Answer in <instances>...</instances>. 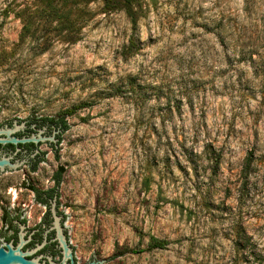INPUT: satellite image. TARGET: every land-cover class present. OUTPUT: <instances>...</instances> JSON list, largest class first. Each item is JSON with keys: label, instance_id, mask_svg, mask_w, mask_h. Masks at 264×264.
Instances as JSON below:
<instances>
[{"label": "rangeland", "instance_id": "rangeland-1", "mask_svg": "<svg viewBox=\"0 0 264 264\" xmlns=\"http://www.w3.org/2000/svg\"><path fill=\"white\" fill-rule=\"evenodd\" d=\"M35 1L0 0V130L72 114L37 155L0 150L17 165L0 168L2 245L29 241L31 189L61 171L50 227L75 264H264V0H142L134 26L97 2L74 44L55 24L21 38ZM4 213L25 221L16 246Z\"/></svg>", "mask_w": 264, "mask_h": 264}, {"label": "trees", "instance_id": "trees-1", "mask_svg": "<svg viewBox=\"0 0 264 264\" xmlns=\"http://www.w3.org/2000/svg\"><path fill=\"white\" fill-rule=\"evenodd\" d=\"M99 2L101 4L102 13H112V12H123L129 22L134 26L137 22L139 12L142 10V0H36L29 7H25L23 10L19 11L18 16L21 19L22 34L21 38L25 39L32 30H36L39 24L53 25L57 30H59V35L63 36L64 42L69 44H74L79 41V34L83 27L93 18V12L90 9V5ZM72 114V111L64 113L61 118H41V119H31L27 124L28 132L33 133L34 129L30 128L34 126L35 129H40L47 125L48 129L51 131L59 129L60 132L67 130V124L65 121V116ZM16 137L20 138L21 133L15 134ZM25 145V144H24ZM32 147L37 148L34 144H29ZM22 147L23 144L17 145V147ZM28 146V145H26ZM11 144L4 146L0 145V150L6 152H12L17 148ZM41 159H37L30 164L31 172H35ZM245 169H251L250 163H248ZM61 171L54 175V188L47 191H41L38 189H31L35 194L36 200L45 204L43 197L48 194L50 197L53 195L58 198L57 191L61 182ZM249 173L244 171L243 178L247 180ZM17 222V221H15ZM14 222V223H15ZM5 224L11 225V220L4 221ZM17 224H20L17 222ZM24 224V222H23ZM168 243L164 240H159L156 238H150L148 250H163L166 248Z\"/></svg>", "mask_w": 264, "mask_h": 264}, {"label": "flooded vegetation", "instance_id": "flooded-vegetation-1", "mask_svg": "<svg viewBox=\"0 0 264 264\" xmlns=\"http://www.w3.org/2000/svg\"><path fill=\"white\" fill-rule=\"evenodd\" d=\"M43 127H46V131L47 130L49 131L47 125H45ZM28 131H29L28 128H26L21 133L20 138L23 136L28 137L31 134ZM52 131H53V127H52ZM29 144L30 143L25 144V145L23 144L22 147L18 146L17 148L19 149V151L17 152L16 155L17 156H28V157H30L31 155H37L38 154V151H37L38 146H37V148H35V147L30 146ZM26 145H28V146H26ZM15 150H16V148H15ZM14 151L7 152V153H13ZM29 170L31 171V169H29ZM54 185L50 189L54 188ZM47 190H49V189H45V190H41V191H47ZM54 197H55L54 195L52 197H50L48 194H45L43 197H41L45 200V204H42V202H38V200H36V196L34 194L35 201L38 204L44 206L46 208V211L43 214V217L41 218L40 223L37 226H35L34 229L30 230L29 241L27 243H25L21 248L22 252H26V251L33 250L35 247H39L30 256L26 257V259L31 260L37 256H40L41 258H40V260H38L39 264H49L50 261L54 264H60L61 260H62V256H63L62 250L60 249L57 241L54 240V232H48L46 234V236L43 235V233L48 231L50 228V209L49 208H50L52 201L54 200ZM62 217H63V215H62ZM1 218L5 222L9 221V220H11V222H12L11 225L5 224L6 225L5 228H6V230H8L10 235L6 236L5 234L4 235L2 234L1 235L2 238L5 240L6 243L12 242L14 244V246H16L17 241H18V237H17L18 229H17V223L15 224L14 222L17 221L20 224H23V222H24V224H25V221L23 219H20L21 217L19 215L10 216L8 213H4ZM63 219H64V217H63ZM43 241H44V243H43ZM66 263L68 264L69 261H67Z\"/></svg>", "mask_w": 264, "mask_h": 264}, {"label": "water", "instance_id": "water-1", "mask_svg": "<svg viewBox=\"0 0 264 264\" xmlns=\"http://www.w3.org/2000/svg\"><path fill=\"white\" fill-rule=\"evenodd\" d=\"M30 128L34 129V132L31 133L28 137L23 136L21 138H18L15 136L16 131L18 128L15 129H6V130H0V145L4 146L7 144H11L13 146L19 145V144H28L32 143L35 146H38L40 142H52L54 141V136L60 132L59 129L53 130V136L47 137L45 136L46 127H43L41 129H35L34 126H31ZM19 151L18 148L12 153L13 155H16ZM17 165H14L10 162V159L6 157H2L0 159V168L3 169L5 167L8 168H15ZM57 197H54V200L52 201L50 205V211L52 208H54V205H56ZM17 223V222H15ZM53 228L56 230V234L54 236V240L57 241L60 249L62 250V260L60 264H67L66 262L69 261L68 264H75L73 254L71 249L69 248L66 240L61 234V229L59 228V225L57 223V220L54 222L53 227H50L48 231H46V234L53 230ZM44 243V241H43ZM25 244L23 240H20L19 245L15 248L10 244H3L0 240V264H39L37 260L26 259L27 256H30L32 253L30 252H22L21 248ZM50 260V259H49ZM49 264H54L50 261ZM93 264H99L98 262Z\"/></svg>", "mask_w": 264, "mask_h": 264}]
</instances>
